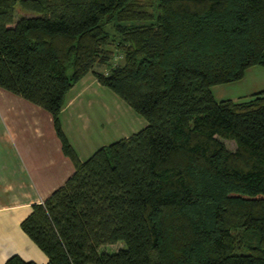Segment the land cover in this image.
<instances>
[{
	"label": "trees",
	"instance_id": "16d2710c",
	"mask_svg": "<svg viewBox=\"0 0 264 264\" xmlns=\"http://www.w3.org/2000/svg\"><path fill=\"white\" fill-rule=\"evenodd\" d=\"M252 67L264 0H0V88L51 115L74 165L20 224L47 264H264V90L211 91ZM89 73L147 125L81 161L60 113Z\"/></svg>",
	"mask_w": 264,
	"mask_h": 264
},
{
	"label": "crops",
	"instance_id": "0c3cea01",
	"mask_svg": "<svg viewBox=\"0 0 264 264\" xmlns=\"http://www.w3.org/2000/svg\"><path fill=\"white\" fill-rule=\"evenodd\" d=\"M262 69L249 68L243 79L234 83V93L214 92L216 86L212 87L214 99L237 101L263 91ZM99 90L103 91V86L93 74H87L70 90L60 113L62 130L81 161V154L91 153L96 146L90 141L94 127L87 115L95 103L99 104ZM73 173L74 165L62 151L51 115L0 88V264L14 255L27 262L47 264L46 255L20 224L33 204L46 200Z\"/></svg>",
	"mask_w": 264,
	"mask_h": 264
},
{
	"label": "rangeland",
	"instance_id": "374dc122",
	"mask_svg": "<svg viewBox=\"0 0 264 264\" xmlns=\"http://www.w3.org/2000/svg\"><path fill=\"white\" fill-rule=\"evenodd\" d=\"M31 15V13L21 10L19 5L15 7V21L19 17ZM107 49L112 52V58L110 60L109 67L121 65L124 58L123 54L117 50L114 44H110ZM109 67L97 66L95 67V70L106 73ZM91 74L92 73H89V76H91ZM235 86L236 85H234V83L232 85H220L216 86L213 90L214 92H225L231 94L235 92ZM97 96V103L99 104L95 103L90 111H88L90 114L87 115L90 117V121L94 127V129L91 131L92 137L90 141L95 142L96 146L89 154L81 152L84 154H81L83 157L82 161L88 159L91 154L100 147L107 146L119 139L127 138L130 135L140 131L147 125L146 120L140 114H138L110 89L103 87V91L99 90ZM85 141L82 140L81 143H84ZM225 144L230 150H234L235 145L232 142L226 141ZM123 246V242H118L113 245H104L100 247V251L111 253L119 250Z\"/></svg>",
	"mask_w": 264,
	"mask_h": 264
}]
</instances>
